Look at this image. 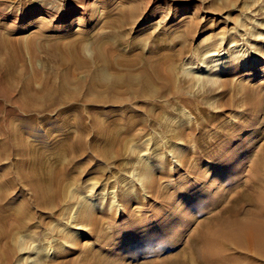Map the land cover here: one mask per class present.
Listing matches in <instances>:
<instances>
[{"label":"rangeland","instance_id":"obj_1","mask_svg":"<svg viewBox=\"0 0 264 264\" xmlns=\"http://www.w3.org/2000/svg\"><path fill=\"white\" fill-rule=\"evenodd\" d=\"M120 17L125 20L122 25L112 23ZM42 27L49 35L74 34L88 49L85 59L96 63L95 95L108 98L105 88L117 83L120 97L128 105L74 102L31 113L32 119L24 117L21 123L14 121L24 128V136L15 140L24 138L34 146L33 151L46 154L41 160L32 159L9 147V156L0 162V222L8 221L12 227L13 263L23 260L28 264V259L37 258L41 264H176V254L190 241L188 231L177 237L186 227L180 220L189 215L199 219L205 205L222 198L229 163L219 162L229 159L246 164L264 148V99L254 101L252 95L264 98V0H0L1 31L30 39ZM83 32L88 37H80ZM220 37L228 39L221 47ZM48 43L44 40L41 45L47 47ZM100 49L107 57L115 53L114 59L122 67L99 63L96 52ZM215 52L228 57L237 52L254 54L246 56V66L231 60L234 69L217 73L209 57ZM165 55L171 56L173 75L162 71L159 82L149 83L154 98L127 94L130 84L141 91L144 60L148 57L146 60L158 65ZM34 64L33 69L44 77L55 69L42 53ZM248 96L251 101L246 100ZM10 106L0 98V131L4 135L10 130L4 116ZM81 109L88 113L81 116ZM93 116L104 127L114 125L112 133L117 134L124 151L100 139ZM81 119L89 126L85 155L77 151L74 135L80 131ZM177 130L182 131L180 141L185 147L172 136ZM95 144L105 150L106 157L95 153ZM178 152H189L187 166L176 162ZM251 168L248 164L242 171ZM203 174L210 178L208 182L218 180L215 189L207 190L209 195ZM148 175L155 187L146 189L147 184L141 182ZM241 179L245 177L241 175ZM231 199L227 195L210 214L234 205ZM84 211L94 213L89 217L96 228L81 215ZM72 216L78 218L76 222ZM0 229L5 227L0 225ZM191 245L185 249L188 257L181 255L197 264ZM48 253L54 256L50 258Z\"/></svg>","mask_w":264,"mask_h":264},{"label":"bare ground","instance_id":"obj_2","mask_svg":"<svg viewBox=\"0 0 264 264\" xmlns=\"http://www.w3.org/2000/svg\"><path fill=\"white\" fill-rule=\"evenodd\" d=\"M123 19H124L123 17H120L119 19L113 21L112 23L122 25V23L125 22V20ZM198 24H199L198 22L193 23V25L196 26ZM30 37H31L30 39H27L24 38V36L22 35H18V36L12 35L10 34V32L8 33L0 30V98L2 97L5 98L6 101L11 105L10 107H8V109H6L7 113L4 114L6 121L9 124L8 127V129H10L9 133L7 135H4L0 131V162L3 160V158L9 156L7 151L9 147H14L17 150H22L25 157L31 156L32 159L39 158L41 160L43 155L46 154L43 151H39V153L33 151V149H35L34 146L28 144L24 138L22 139L21 142L15 140L16 136L17 137L24 136V133L22 132L24 131V128L22 126H20L21 127L20 128L18 123H14L15 120H19L18 122L21 123L24 117L27 118L29 117L28 119H32V117H30V115H32L31 113L33 114L34 112L38 113L44 111L47 108L54 107L56 105L74 104V102H85L84 104L86 106H90L93 104L104 105V106L105 105L121 106L123 104L128 103L127 99L121 98L123 96H121L122 93L120 89H118L117 83H115V85H111L110 87L107 86L105 88L106 93L108 94V98L95 95L98 86L97 79L94 76L95 71H97L96 63H91L85 59L84 55H86L88 49L85 46H81L80 45L81 43L79 42L78 39L77 40L74 39L75 38L74 34L69 36H61V35L59 36L57 34L49 35L47 32L44 31V28L42 27V28H38L37 31ZM80 37L86 38L88 37V33L83 32L80 35ZM218 39H219L218 42L219 41L221 42V45L219 42L220 47L223 44H225L226 41L228 40L225 37H220ZM44 40L49 42L47 47L41 45ZM254 52H255V56H257L254 57L258 58V52L257 51ZM40 53L45 55V59L49 64L55 65L54 72L50 76L44 77L40 71H35L33 69L34 67L33 65H35L34 63H37V61L40 60ZM96 54L99 63H102L103 65L105 64V65L122 67L121 65L123 63L121 62L122 64L120 65L119 61L117 62L114 59L116 57L115 53L113 55L110 54V56L107 57L105 56L104 51L100 49V51L98 53L96 52ZM253 54L254 53L251 52L244 55L237 52L236 56L228 57L226 56V53L221 54V52L218 53L215 52L212 53V55H210L209 57L211 59V62L215 64L214 66H212V69L216 70L217 73H225L228 70L235 68L233 67L234 64H232L231 60H235L238 63H242L243 66H246V64L244 63V59L246 58L247 55H253ZM170 57H171L170 55L168 56L165 55V57H163V59L161 60L162 62L158 65L155 64L153 65L152 63L153 61L149 62L148 60H146L148 59L147 57L144 60L145 64L142 70L143 78H141V84H140L141 91L138 92L137 90L131 88V84L130 85L128 84L130 87L127 86L129 88V92H127V94L132 93L135 97L140 96L139 98H144V99L146 98V100L147 98H149L150 100L153 99L154 96L152 95H154V93L151 91L149 83L158 81L160 75L162 74V71H165L166 74L172 77L173 74H171V70H170V62H171ZM27 63H30L31 64L30 67L32 68L28 67ZM125 64L126 63H124V65ZM132 65L134 66V64ZM56 76L57 78L55 80L54 77ZM210 78L211 77L209 76L208 77L205 76V79H207L208 81H212L213 79ZM133 79H135L136 81V78ZM252 90L251 87L248 88V91H250L251 93L253 92ZM248 91L246 92L245 96L248 95ZM257 94L252 93L253 96L255 95L253 97L254 101L255 99H257L256 101L258 100L260 101V99H264L261 95H257ZM250 98L251 96L245 99L246 100L249 99V101H251ZM87 113L88 111H86L85 109L84 110L81 109V116H85V114ZM93 118L95 121L94 129L97 135H99L100 139H102L105 142V144H108L109 146L113 145L112 147L113 148L115 147L116 150L124 151L121 147L123 143L121 144L119 142L117 134L112 133L114 126L113 124H116V120H113L114 123L110 122L113 123L112 127H104L98 122L101 121L98 120V117L96 118V116H93ZM84 119H81L83 122L78 124L81 127L80 131H78V133L75 132L74 134L76 137L75 139L77 141L76 143L78 145L77 151L80 152V154L82 155H85L87 153V149L85 147L86 145L84 144L85 143L84 138H85V134L89 130V126L87 127L84 124L85 123ZM4 125L5 124L3 123V126ZM174 135L176 140L179 141V145L185 147L186 145L184 144V142L180 141L182 140L181 138L183 136L182 131L181 132L179 130L173 131L172 136L174 137ZM3 139H5L6 141H4ZM12 139H14V141H12ZM95 146H96L94 147L95 153L97 152L98 154H101L104 157L107 156V153L105 152V150H103V148L99 147L96 144ZM258 151L259 154H257L256 159L253 160L252 162L247 160L245 161L247 162L246 164H244V162L241 159H240L241 161L239 162L235 161V163L230 161L229 159L226 160L224 159L222 160L224 162H219V164L222 163V165L225 164V162L227 164L229 163V166H227L228 167L227 170H225V177L227 178L226 179L227 186L226 188L223 189L224 192L222 193V198L212 203L211 205L209 204L208 207H206V205L204 208L201 207L202 210L200 211L201 216L199 219H196L192 215H189L190 216L189 219L184 218L180 220L179 223L185 224L186 227L179 232L180 234H177L178 235L177 237L182 236L184 231L185 233H187L188 231L189 232L188 237L190 241L189 243H187V245H184V249H183L184 251L176 254V258H177L176 264H191L193 259L191 260L188 259L187 261L186 258H182V255L186 254L185 249L187 247L190 248L191 243L194 245L191 246L193 247V251L195 252V259H196L195 261L197 262V264H264V148L263 147L261 149L259 148ZM190 157L191 156L189 152H185V153L178 152L176 153L175 156L177 160L176 162L179 164L180 167L187 166L186 164H188L187 162L190 161L189 160ZM243 164H244V168H240V166H242ZM248 164L252 165V168L251 170L244 173L242 169L244 170L248 168ZM190 169L191 172L192 168ZM194 172H196V170H194ZM241 175H243L245 179H241ZM197 177L200 176L198 175ZM202 178H205L206 181L207 180L209 181L210 179L205 174H203ZM143 180L141 183L144 182L145 185L147 184L145 186L146 189L155 187L154 186L155 182L152 181L151 176H149L148 179H143ZM208 181L206 182L208 183L207 187L205 188L206 193L208 189H212V188L215 189L217 186L216 182H218V180L214 182H208ZM51 185L52 187L54 186L52 183ZM33 186L35 187V185ZM58 189H60V185H58ZM152 190L150 189V191ZM64 191L66 190L64 189ZM4 194H6V197H8L9 193H4ZM204 195L205 193L203 194V196ZM227 195H229L230 198L233 199L234 205L227 207L223 206L218 214L214 213V215L213 214L211 215L210 209L215 207L219 202H222L223 198L227 199ZM67 196H69L70 198H75L74 194H70V193L68 194V192H67ZM196 202H197L196 204L200 206L201 204L200 201L197 200ZM84 206H85L84 203L81 204V207ZM181 209L182 208L179 207L178 204V210L181 211ZM81 215L84 217V219L89 220L91 223L93 222V218L92 220L90 218L91 216L94 215L92 211H90V213L88 211V213H86L85 215L82 214L81 212ZM72 218L73 221L75 222L78 219L75 218V216H72ZM74 224H75L74 226L77 227L76 223ZM0 225L5 227V229L3 230L0 229V248L3 249L0 251V255L2 256L0 264H12L14 259L16 258L14 256L16 254L15 249L10 247L9 245L12 227L9 226L8 221L0 222ZM92 226L95 227L93 223ZM80 229H83V227H81ZM3 241H5V243H3ZM21 245H23L22 240H21ZM23 251L26 252V250L24 249ZM49 255L50 256L48 257L50 258L54 256V254L51 253ZM185 256L188 257L187 255ZM35 257H37V255ZM15 262L16 264L25 263L23 260H18ZM41 263L42 262H39L37 258L30 260L28 259V264H41ZM193 263L196 264L195 262ZM43 264H60V262L58 263V261L57 262L52 261V262H45Z\"/></svg>","mask_w":264,"mask_h":264}]
</instances>
